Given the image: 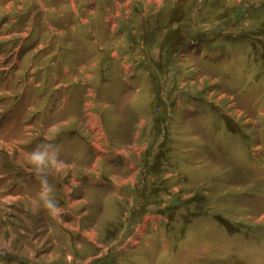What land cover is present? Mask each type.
<instances>
[{
  "label": "rangeland",
  "instance_id": "rangeland-1",
  "mask_svg": "<svg viewBox=\"0 0 264 264\" xmlns=\"http://www.w3.org/2000/svg\"><path fill=\"white\" fill-rule=\"evenodd\" d=\"M0 264H264V0H0Z\"/></svg>",
  "mask_w": 264,
  "mask_h": 264
},
{
  "label": "clouds",
  "instance_id": "clouds-1",
  "mask_svg": "<svg viewBox=\"0 0 264 264\" xmlns=\"http://www.w3.org/2000/svg\"><path fill=\"white\" fill-rule=\"evenodd\" d=\"M49 132L54 136L58 132L57 126L52 125ZM23 159V166L39 180L38 196L43 207L50 214L58 215L61 208L53 197L54 188L49 180V170L60 172L65 167V162L59 156V146L49 141H42L25 152Z\"/></svg>",
  "mask_w": 264,
  "mask_h": 264
}]
</instances>
